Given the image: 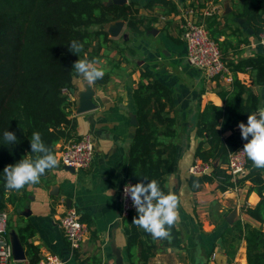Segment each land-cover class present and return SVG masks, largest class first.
Here are the masks:
<instances>
[{
  "label": "crops",
  "instance_id": "crops-1",
  "mask_svg": "<svg viewBox=\"0 0 264 264\" xmlns=\"http://www.w3.org/2000/svg\"><path fill=\"white\" fill-rule=\"evenodd\" d=\"M131 1L141 5L143 17L156 16L155 22L150 29L141 31H132L124 23L119 35L110 34L109 46L89 60L103 68L108 76L106 82H93L82 91L78 76L74 77L69 92L75 124L72 137L58 144L54 153L57 166L42 175L38 183L28 184L24 192H18L15 203L5 208L9 213V239L14 242L17 237L22 244L18 231L31 224L34 234L29 241L37 248L39 259L53 253L67 264H131L121 187L129 179L127 156L136 130L133 91L142 78L145 82L157 79L173 94L167 111L175 119L176 134L163 139L176 146L175 164L166 176V186L177 198L180 246L157 250L147 264H248L246 241L230 247L224 241V231L237 219L259 225L242 208L255 206L260 196L249 192V182L226 191L218 188L217 182L204 183L196 191L189 185V168L201 160L196 157L197 147L201 142L209 147L196 133L199 114L210 102L224 104L219 91L230 90L233 79L210 80L189 63L180 28L182 12L195 1L202 7L210 2L216 4L217 15L228 19L232 27L229 32L237 29L241 38L249 40L241 44L239 52L229 51V59L264 54V48L246 19L233 15L232 0H168L152 7L146 6L152 0H126ZM238 77L249 91L264 98V87L256 85L252 72H239ZM85 92L93 93L95 107L80 112L81 95ZM85 135L91 136L95 146L91 166L75 170L62 166L60 148ZM70 206L78 209L89 229L77 251L71 248L59 225V218ZM155 241L159 245L160 239ZM21 246L25 257H14L13 264H32L26 247Z\"/></svg>",
  "mask_w": 264,
  "mask_h": 264
},
{
  "label": "trees",
  "instance_id": "trees-1",
  "mask_svg": "<svg viewBox=\"0 0 264 264\" xmlns=\"http://www.w3.org/2000/svg\"><path fill=\"white\" fill-rule=\"evenodd\" d=\"M168 2L152 0L146 6ZM232 5L233 15L246 19L254 36L264 33V0H232ZM140 9L141 5L133 1L108 4V0H0V138L8 130L19 141L14 145L0 143V209L14 204L17 193L24 192L28 185L19 190L6 188L3 168L38 155L30 149L32 133L38 131L53 154L60 142L72 137L75 124L69 92L77 76L73 64L78 59L91 60L109 46V23L124 20L132 31L150 29L156 16L145 18ZM227 20H222L217 12L202 20L234 74L232 88L219 91L224 104L208 103L197 121L196 133L209 147L201 142L196 157L219 164L214 163L209 174L191 175L189 185L196 191L204 183L217 182L218 188L226 191L250 183L249 192H256L260 200L255 206L243 207L242 212L259 225L237 219L225 229L224 241L235 247L245 240L248 264H264V168H256L248 159L246 176L233 181L223 167L230 152L246 143L241 138L239 122L246 123L248 114L264 108V98L249 91L238 77L239 72H252L256 85L264 87V54L227 58L229 51L239 52L241 44L249 42L247 37H240L237 29L229 32L232 27ZM73 40L82 45L78 52L69 47ZM107 80L104 75L95 82ZM133 98L137 125L127 156L129 179L134 184L147 183L144 177L155 179L162 191L170 193L166 176L174 167L176 146L163 138L176 134L175 119L167 111L173 103L172 91L157 79L145 82L142 78ZM136 216V210H131L123 221L131 264H147L157 250L180 246L176 221L170 226V238H158V245L157 238L133 223ZM18 232L30 262L37 263V248L29 241L34 227L27 224Z\"/></svg>",
  "mask_w": 264,
  "mask_h": 264
},
{
  "label": "built area",
  "instance_id": "built-area-1",
  "mask_svg": "<svg viewBox=\"0 0 264 264\" xmlns=\"http://www.w3.org/2000/svg\"><path fill=\"white\" fill-rule=\"evenodd\" d=\"M202 7L198 1L185 8L181 15L180 28L183 39L187 45L188 61L191 65L199 68L208 79L217 78L232 80V73L223 58L220 46L215 41L206 24L201 20L206 15L217 12V6L213 2ZM166 19V16H162ZM259 43L264 48V33L259 37ZM95 146L90 135L83 136L78 141H72L63 145L59 151V161L62 166L75 169L88 168L94 159ZM248 158L242 148L230 152L228 162L223 166L233 181L242 179L248 173ZM214 170V162L196 160L189 168L191 175L209 174ZM126 184H134L130 179L123 183L122 212L126 216L129 211L135 210L131 198L125 195ZM9 213L0 209V264H13L15 262L13 246L8 235ZM59 225L63 230L71 248L79 250L88 235V226L81 219L78 209L68 207L59 218ZM36 264H67L61 257L53 253H46Z\"/></svg>",
  "mask_w": 264,
  "mask_h": 264
},
{
  "label": "clouds",
  "instance_id": "clouds-1",
  "mask_svg": "<svg viewBox=\"0 0 264 264\" xmlns=\"http://www.w3.org/2000/svg\"><path fill=\"white\" fill-rule=\"evenodd\" d=\"M69 47L78 52L82 45L73 40ZM73 68L82 91L105 74L103 68L97 67L94 61L87 59H78ZM238 128L241 138L246 141L242 151L256 168H264V108L248 114L247 122H239ZM29 141L31 152L38 155L34 159H19L3 168L5 187L8 189L19 190L26 184L38 183L46 170L53 169L58 164L55 155L42 141L38 131L32 133ZM18 142L16 134L8 130H5L0 138V143L8 145ZM144 178L147 183L140 181L126 184L124 187L125 195L131 198L137 212L133 223L150 233L153 238H170V226L177 219V198L172 193L162 191L157 180Z\"/></svg>",
  "mask_w": 264,
  "mask_h": 264
},
{
  "label": "water",
  "instance_id": "water-1",
  "mask_svg": "<svg viewBox=\"0 0 264 264\" xmlns=\"http://www.w3.org/2000/svg\"><path fill=\"white\" fill-rule=\"evenodd\" d=\"M111 3L124 4V3H126V0H116V1L115 0H113V1L111 0V1H108V4H111ZM124 23H126L124 20H119V21H115V22L109 23L107 25L109 35L110 34L112 36L119 35L121 30H122V27H123ZM258 41H259V38H258ZM92 98H93V93L92 92H85V93H83L81 95V99L82 100H81V104H80V107H79V111L80 112L88 111V110H90V109L95 107V103L93 102ZM133 124L137 125V119L133 120ZM65 168L75 170V168H73V167L65 166ZM11 243H12V246H13L14 257L16 259H23L25 257V254H24V251H23L22 246H21L22 244L20 243L18 238L16 237L14 242H11Z\"/></svg>",
  "mask_w": 264,
  "mask_h": 264
}]
</instances>
